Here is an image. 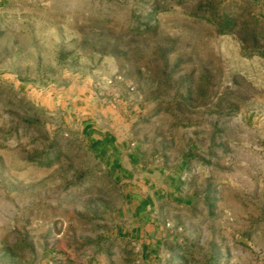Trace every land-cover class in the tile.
I'll list each match as a JSON object with an SVG mask.
<instances>
[{"label":"rangeland","instance_id":"374dc122","mask_svg":"<svg viewBox=\"0 0 264 264\" xmlns=\"http://www.w3.org/2000/svg\"><path fill=\"white\" fill-rule=\"evenodd\" d=\"M0 264H264V0H0Z\"/></svg>","mask_w":264,"mask_h":264},{"label":"crops","instance_id":"0c3cea01","mask_svg":"<svg viewBox=\"0 0 264 264\" xmlns=\"http://www.w3.org/2000/svg\"><path fill=\"white\" fill-rule=\"evenodd\" d=\"M102 142V144L103 143H106V140H102L101 141ZM100 149V153H101V149H104L105 151H106V153H107V146H101V148H99ZM103 154V153H102ZM115 166H119V169H121L122 168V164L119 162V163H115ZM151 258H152V256H151Z\"/></svg>","mask_w":264,"mask_h":264},{"label":"trees","instance_id":"16d2710c","mask_svg":"<svg viewBox=\"0 0 264 264\" xmlns=\"http://www.w3.org/2000/svg\"><path fill=\"white\" fill-rule=\"evenodd\" d=\"M106 144H107V141L106 143H103V144L101 141H97L94 143L95 147H99V148H101V146H104V145L106 146ZM101 150H102L101 153L106 154V151L104 149H101Z\"/></svg>","mask_w":264,"mask_h":264}]
</instances>
